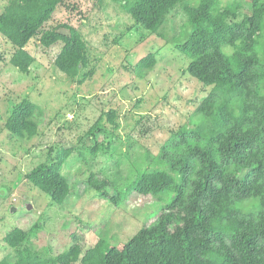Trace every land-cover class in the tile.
<instances>
[{
    "label": "trees",
    "instance_id": "obj_1",
    "mask_svg": "<svg viewBox=\"0 0 264 264\" xmlns=\"http://www.w3.org/2000/svg\"><path fill=\"white\" fill-rule=\"evenodd\" d=\"M61 2L9 0L0 14V35L12 45L10 61L21 73L33 62L24 48ZM251 3V16L238 21L240 6H222L220 0H121L135 25L151 33L183 4L189 30L175 47L189 59L184 72L210 87L192 113L191 126L171 131L160 147L161 168H147L130 184L138 195L170 199L126 242L116 246L99 239L83 255L77 244L56 255L40 254L30 240L36 225L27 231L12 228L3 237L11 252L0 264H264V2ZM67 30L44 31L39 42L43 47L62 43L55 67L80 83L87 48L75 29ZM154 56L138 61L137 77L152 68ZM104 115L113 123V111ZM37 116L36 106L23 100L12 108L6 130L30 139ZM93 130H100L98 124ZM96 151L95 144L89 152ZM72 152L59 150L26 175L54 204L61 205L69 194L61 169ZM87 184L107 196V181L90 174ZM110 200L116 205L121 193Z\"/></svg>",
    "mask_w": 264,
    "mask_h": 264
},
{
    "label": "rangeland",
    "instance_id": "obj_2",
    "mask_svg": "<svg viewBox=\"0 0 264 264\" xmlns=\"http://www.w3.org/2000/svg\"><path fill=\"white\" fill-rule=\"evenodd\" d=\"M8 1L0 0V14ZM220 2L240 6L238 21L252 14L251 0ZM120 3L62 0L24 48L33 59L26 73L11 64L14 49L0 35V260L11 252L3 237L15 227L37 226L30 240L40 254L56 255L77 244L83 255L99 239L117 246L150 225L170 199L138 195L130 184L147 168H161L160 147L171 131L191 126L192 113L210 87L184 72L189 59L175 47L189 30L183 4L166 15L158 33H151L135 25ZM67 27L80 34L87 48L80 83L55 67L62 43L43 47L39 42L42 32L66 34ZM148 54L155 55V63L139 78L134 68ZM23 100L38 113L37 132L30 139L14 137L5 127L12 108ZM108 111L114 112L113 123L104 115ZM96 124L99 131L93 130ZM70 148L61 169L69 194L58 205L26 175ZM90 174L107 181V196L88 187ZM119 193L115 205L110 198Z\"/></svg>",
    "mask_w": 264,
    "mask_h": 264
},
{
    "label": "water",
    "instance_id": "obj_3",
    "mask_svg": "<svg viewBox=\"0 0 264 264\" xmlns=\"http://www.w3.org/2000/svg\"><path fill=\"white\" fill-rule=\"evenodd\" d=\"M1 194H3V193H1ZM28 207H29V206H28ZM28 207H27V209H29ZM11 211H14V209H12Z\"/></svg>",
    "mask_w": 264,
    "mask_h": 264
}]
</instances>
